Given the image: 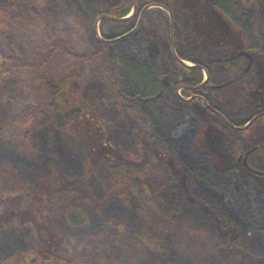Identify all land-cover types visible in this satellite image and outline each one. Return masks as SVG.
<instances>
[{
  "label": "rangeland",
  "instance_id": "rangeland-1",
  "mask_svg": "<svg viewBox=\"0 0 264 264\" xmlns=\"http://www.w3.org/2000/svg\"><path fill=\"white\" fill-rule=\"evenodd\" d=\"M93 1L51 0L54 10L48 25L38 31L27 24V36L15 33L8 38L20 61L37 58L38 43L31 36L53 31L79 53L96 51L102 40L108 46L76 83L82 102L60 96L35 120L26 137L36 153H20L0 138V170L14 173L13 187L28 183V195L37 187L41 195L42 184L53 185L60 178L84 185L94 197L77 201L68 191L55 189L50 205L48 200L46 207L34 208V214L25 212L23 223H3L2 215L26 211L16 199L27 190L1 198L0 264L19 257L25 264H31L30 259L46 264L39 253L53 238L56 254L77 264H102V256L119 264H257L241 253L264 258V178L248 173L238 158L256 147L249 162L252 168L264 169V114H258L264 110V82L254 76L256 64L264 61V0L217 4L229 29L242 39L234 46L202 38L190 11L175 6L174 0H164L175 7L173 22L167 12L154 8L134 17L131 10L122 21H100ZM212 22L205 15L198 19L201 31ZM239 51L258 58L249 66L246 57L234 53ZM184 65L196 70L186 72ZM53 75L49 69L0 81V129L17 105L40 91L42 83L49 85ZM204 99L217 114L206 109ZM84 112L120 153H135L144 142L161 153L147 171L156 199L145 202L147 194L138 179L103 199L109 166L104 164L98 172L87 168L86 148L56 128ZM212 125L226 137L223 153L210 151ZM154 203L162 214L152 213L149 206ZM73 207L82 219H68ZM108 223L122 228L117 242L105 240ZM222 231L238 237L234 247H229L232 235Z\"/></svg>",
  "mask_w": 264,
  "mask_h": 264
},
{
  "label": "trees",
  "instance_id": "trees-1",
  "mask_svg": "<svg viewBox=\"0 0 264 264\" xmlns=\"http://www.w3.org/2000/svg\"><path fill=\"white\" fill-rule=\"evenodd\" d=\"M134 1L138 4V0ZM174 1L176 4L175 6L179 5L178 1L180 0ZM187 1V9L190 11L196 29L199 30V34L202 35V38L207 39L213 45L225 41L227 44L231 43L232 46H234L237 41L240 43L242 42L240 35H237L239 36L237 38L236 33L233 32L234 30L229 29V25L216 9L217 4H219L221 0ZM93 2L97 7L98 17L125 18L131 12L133 6V0H94ZM145 2L149 3V0H146ZM150 2V4L159 3L166 9L174 12L175 7H169L162 1L151 0ZM0 4V81H6L7 78H10L11 76H22L26 73L37 74L49 69H52L54 73L52 82L49 85L42 83L40 91L35 92L33 96L28 97L22 104L17 105V108L8 116L5 120L4 126L0 129V138L4 141L6 140V142L12 145L20 153L32 155L33 153H36V150L29 145L26 136L34 126L35 120L45 112L47 106H50V104L60 96H64L71 103L77 101L82 102L83 93L77 87L76 83L87 73V67L89 64H93L99 57L106 54L108 42L102 40L96 51L79 53L68 44V41L59 37L54 31L41 36L37 34L31 36L38 43L34 52V55L37 58L33 61H20L15 57L12 47L8 44V38H10V36H15L17 33L23 38L27 36L25 31L26 28L24 27V25L27 24L34 26L38 31H41L50 21V16L54 10V3L51 2V0H0ZM203 15H205L211 22L213 21V25L208 27L205 31H201L200 23H198V19L199 21L203 20ZM18 19L21 20V23ZM259 63L260 61L256 64L257 66L254 65L256 66L254 76L258 78V80L262 79L264 82V61L260 63L261 65H259ZM183 68L189 73L196 70L186 67L185 65ZM177 76H179V73ZM195 84L199 85L201 84V81L199 80ZM195 84L194 86H196ZM252 88L253 87H251V89ZM192 89L193 88H189V90ZM189 92L193 93V91ZM203 103L210 113L217 114V112L211 110L213 109L217 111V109H215L207 100L204 99ZM207 105L211 109H209ZM258 114H264V110H260ZM93 120V117L84 112L71 119L66 125H63L62 127L57 125L56 128L69 139L82 144L86 148L87 155L90 157V162L86 163L87 168H91L98 172V170L100 171L104 168V164L109 166V175L103 181L106 185L103 190V199L107 201L114 197L119 191L128 186L133 179H138L142 182L143 190L145 194H147L144 196L147 200L145 202L150 203L151 199H156L157 193L151 189V183L147 178L149 177L147 176V171L148 165L151 162L157 161L162 157L161 153H157L158 151L154 149V146L144 142L141 143L139 151L137 150L135 153L132 152L124 155L111 144L109 139L106 138L101 126L92 125ZM212 127L213 125L209 128L208 134L210 138L213 137L209 146L210 151L211 153H223L221 152L222 143L224 142L222 139H226V137L223 138L222 135H218ZM242 130H247V128ZM165 157H167V155ZM168 163L171 164V161L169 160ZM14 176L15 175L12 171L0 170V199L6 197L10 193L15 196L14 193L16 192H14V190L22 191L24 188L27 190L25 194L26 196L20 195L18 196L20 198L16 200L24 203L27 210H19L17 213H13V215L8 213L2 215L3 223L8 222L9 220H12V222L16 220L21 221V223L25 222V218L28 216L25 212H31L34 214L33 209H41L42 206L46 207L45 204L46 201L48 203V200V204L50 205L55 189H59L60 192L63 189L66 192L68 191L72 197L77 199V201L87 202V200L91 199L92 201L94 198L84 185H80L79 183L69 184L60 178L58 180L56 179L53 182V185L47 184V182L42 184L41 195L39 192L36 193L39 190V187L33 190L34 193H32V195H28L27 188H29V184L25 183V185L22 184L19 187H13L12 178ZM254 177L258 178L256 176ZM57 185L58 188H55ZM29 191L30 193L33 192L31 190ZM40 206L41 208H39ZM149 207L152 213L155 212L157 214H162V211L156 208L155 203ZM67 215L70 221L83 218L81 211L75 207L68 209ZM108 224L109 225L105 231L106 235L104 236L105 240L108 241L113 239L117 242L121 239L122 228L118 224ZM200 232L201 231L192 230V233L194 234H200ZM222 234L226 236L230 234L232 235L230 236L229 247H234L236 245L235 243L237 242L238 237L235 236V234H232L231 231H222ZM55 239L56 238H53L48 247L43 249L42 253H39L42 263L77 264L71 263L69 260L63 259L56 254L54 251V249L56 250L57 248L56 242L54 241ZM48 253L51 254L46 258L45 254ZM241 254L243 257L247 258L249 262L264 264V258L246 257L245 253ZM104 257L106 256H102L100 259L102 264H119L114 258L105 261ZM35 260L36 262L38 261L37 259ZM25 262L26 261L23 257H19L17 260H9L7 264H25ZM36 262L30 259L29 263L36 264Z\"/></svg>",
  "mask_w": 264,
  "mask_h": 264
},
{
  "label": "flooded vegetation",
  "instance_id": "flooded-vegetation-1",
  "mask_svg": "<svg viewBox=\"0 0 264 264\" xmlns=\"http://www.w3.org/2000/svg\"><path fill=\"white\" fill-rule=\"evenodd\" d=\"M140 1L141 0H138V4H137V2L136 1H134L133 0V3H135L136 4V11H135V13L132 15V17H134L136 14H141L142 12H144L146 9H151V8H154V9H158V10H160V11H164V12H167L169 15H170V19H171V21L173 22V20L175 19V11L174 12H172V11H170V10H168V9H166L165 7H163L162 5H160L159 3H154V4H149V3H147V4H142V6H141V3H140ZM157 1H162L164 4H166L165 2H164V0H157ZM179 3V5H177L178 7H183L184 9H186V10H188L187 9V5H188V1L187 0H180V1H178ZM143 3V2H142ZM144 5V6H143ZM132 8H133V6H132ZM237 54H236V56H244V57H246V59H247V61H248V65L249 66H251L255 61H256V59H257V57L256 56H252L251 54H248L247 52H245V51H239V52H236ZM196 67V66H195ZM209 81V76H208V78H207V81L206 82H208ZM189 87H187V89H188ZM250 123H251V121H250ZM252 126V125H251ZM250 126V127H251ZM250 127H248V128H250ZM247 128V127H246ZM246 128H244V129H246ZM247 128V129H248ZM251 149H254V151L252 152V153H256L257 152V148L256 147H252ZM250 150V149H249ZM246 151H248V150H246ZM245 151V152H246ZM251 156V155H250ZM249 156V157H250ZM263 160V159H262ZM239 162H241V165H242V161L240 160ZM248 163H249V166L251 167V164H250V162H249V159H248ZM252 168V167H251ZM252 169H255V170H257V171H264V169H256V168H252ZM253 176H255V175H253ZM256 177H258V178H264V176H256Z\"/></svg>",
  "mask_w": 264,
  "mask_h": 264
},
{
  "label": "water",
  "instance_id": "water-1",
  "mask_svg": "<svg viewBox=\"0 0 264 264\" xmlns=\"http://www.w3.org/2000/svg\"><path fill=\"white\" fill-rule=\"evenodd\" d=\"M136 11V4L133 3V8H132V15L135 13ZM127 17L125 18H108V17H105V16H100L99 17V20H104V19H109V20H112V21H122V20H125ZM105 42H108L107 40H104ZM179 62H182L181 60H179ZM208 78V77H207ZM207 80V79H206ZM209 109H211L209 106H208ZM212 111L216 112L215 110L211 109ZM254 151V149H250L248 151H246L242 156H240L238 158V162L241 160L242 161V167L247 171L249 172L250 174L252 175H255V176H264V171H257L255 169H252L250 166H249V163H248V159H249V156L252 154V152Z\"/></svg>",
  "mask_w": 264,
  "mask_h": 264
}]
</instances>
